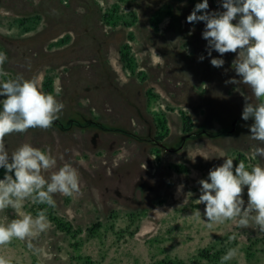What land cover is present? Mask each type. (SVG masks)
<instances>
[{
  "label": "rangeland",
  "instance_id": "1",
  "mask_svg": "<svg viewBox=\"0 0 264 264\" xmlns=\"http://www.w3.org/2000/svg\"><path fill=\"white\" fill-rule=\"evenodd\" d=\"M198 2L0 0L5 79L20 75L51 94L60 87L65 105L51 128L13 133L6 148L50 150L57 165L46 178L69 163L81 187L54 194L55 207L25 205L33 215L47 208L51 228L38 251L19 240L0 247L12 264H220L230 248L237 256L227 264H264V233L232 221L209 228L192 215L204 209L198 181L224 154L264 166V157L250 159L259 142L241 119L244 100L224 83L234 54L211 66L203 22H186Z\"/></svg>",
  "mask_w": 264,
  "mask_h": 264
},
{
  "label": "clouds",
  "instance_id": "2",
  "mask_svg": "<svg viewBox=\"0 0 264 264\" xmlns=\"http://www.w3.org/2000/svg\"><path fill=\"white\" fill-rule=\"evenodd\" d=\"M218 8L210 9L209 0L194 5L186 22L192 25L203 22L202 39L207 42L206 54L211 66L223 68L226 54H234L231 70L235 73L224 83L234 85L233 91L244 100L241 119L251 120L247 125L250 139L259 142L250 150V159L264 157V0H217ZM194 28L190 30V35ZM213 52L218 56H213ZM189 51V55H190ZM206 58L198 57L199 62ZM7 54L0 52V247L10 245L13 240L26 243L28 249L38 251L34 243L51 228L47 208L39 209L35 215L25 211V205H47L55 207L54 194L71 197L80 193L78 170L64 163L46 178L43 174L57 165L50 150H42L29 143L21 144L11 154L5 145V137L23 134L29 129L47 130L60 118L65 105L57 99L62 89L55 94L43 92L34 80L23 76L7 78L3 66ZM227 71V70H225ZM247 86L255 103L242 90ZM224 161L211 168L207 178L198 184L197 205H204L203 213L197 208L192 215L204 217L207 227L234 222L237 229L256 228L264 233V166L248 164L228 154ZM207 159V158H206ZM183 191V185L178 187ZM246 193V199H245ZM193 195L188 192L184 203ZM7 210H11L9 219ZM230 240L236 236L231 235ZM237 256V249L230 248L220 258L227 264ZM0 264H12L0 255Z\"/></svg>",
  "mask_w": 264,
  "mask_h": 264
},
{
  "label": "water",
  "instance_id": "3",
  "mask_svg": "<svg viewBox=\"0 0 264 264\" xmlns=\"http://www.w3.org/2000/svg\"><path fill=\"white\" fill-rule=\"evenodd\" d=\"M235 125H236V121L233 123V130H234ZM136 196H137L138 199L141 198V191L140 190H137Z\"/></svg>",
  "mask_w": 264,
  "mask_h": 264
},
{
  "label": "trees",
  "instance_id": "4",
  "mask_svg": "<svg viewBox=\"0 0 264 264\" xmlns=\"http://www.w3.org/2000/svg\"><path fill=\"white\" fill-rule=\"evenodd\" d=\"M53 218H54V220H55V221H57V220H58L56 216H54ZM166 264H170V263H166Z\"/></svg>",
  "mask_w": 264,
  "mask_h": 264
}]
</instances>
